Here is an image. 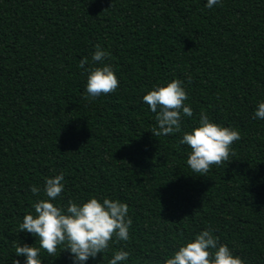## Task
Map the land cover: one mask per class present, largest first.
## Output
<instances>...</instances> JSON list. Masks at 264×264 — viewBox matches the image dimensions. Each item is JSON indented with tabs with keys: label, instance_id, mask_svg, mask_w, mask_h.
Segmentation results:
<instances>
[{
	"label": "trees",
	"instance_id": "obj_1",
	"mask_svg": "<svg viewBox=\"0 0 264 264\" xmlns=\"http://www.w3.org/2000/svg\"><path fill=\"white\" fill-rule=\"evenodd\" d=\"M0 0V264L17 245L39 247L20 232L47 178L64 174L54 203L92 197L129 206L131 239L115 242L86 264H164L211 228L245 264H264V0ZM100 45L120 84L85 98ZM189 78L191 82L189 83ZM182 80L192 117L182 132L156 138L155 113L143 96ZM239 130L231 162L207 176L187 165L183 132L200 114ZM41 189L34 196L31 186ZM42 264H74L61 245Z\"/></svg>",
	"mask_w": 264,
	"mask_h": 264
},
{
	"label": "clouds",
	"instance_id": "obj_2",
	"mask_svg": "<svg viewBox=\"0 0 264 264\" xmlns=\"http://www.w3.org/2000/svg\"><path fill=\"white\" fill-rule=\"evenodd\" d=\"M222 6V0H207L206 7ZM110 53L100 45L92 61L100 66L85 68L88 58L80 60L79 67L89 73L86 85V99L115 93L120 81L112 67L104 64ZM191 82L189 78V83ZM188 92L182 80L176 79L165 86H158L143 96L151 111L155 113L152 134L158 138L182 132V117H192L193 109L185 102ZM254 118L264 120V102H260ZM241 139V133L231 127L219 125L202 112L199 126L190 132H183L182 145L190 147L187 165L194 174L207 176L213 166L231 162L235 156L233 144ZM64 174L47 178L44 187L45 198L34 204L35 215L27 214L19 225L20 232H27L36 237L39 247L27 244L15 247L16 256L26 257L25 264H42L41 250L49 257H57L58 248L70 252L74 264H86L89 258L108 252L113 241H130V227L133 223L129 216V206L119 200L104 198L103 201L92 197L82 204L71 199L66 207L54 203L65 190ZM34 196H39L41 189L31 186ZM130 252L123 249L115 252L109 264H122L130 257ZM20 264V260H13ZM164 264H245V261L233 254L227 245L219 243V237L213 235L211 228L201 231L195 238L179 248L167 258Z\"/></svg>",
	"mask_w": 264,
	"mask_h": 264
}]
</instances>
